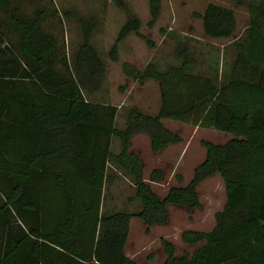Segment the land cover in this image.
<instances>
[{
    "label": "trees",
    "instance_id": "obj_1",
    "mask_svg": "<svg viewBox=\"0 0 264 264\" xmlns=\"http://www.w3.org/2000/svg\"><path fill=\"white\" fill-rule=\"evenodd\" d=\"M238 1L248 6L249 21L236 37L225 79L193 71L186 44L176 47L180 61L163 70L154 61L142 68L123 62L127 77L154 79L161 91L154 114L131 105L123 127L115 124L117 105L85 97L99 89L105 70L91 43L94 22L80 19L82 39L69 74L55 67L53 37L41 27L44 9L32 16L10 13L16 45L6 40L0 22V264H145L124 252L130 218L141 219L148 230L167 222L168 204L199 207L197 185L215 173L226 196L214 226L181 231L183 242L198 244L191 254L176 255L174 244L161 238L160 264H264V0ZM7 2L0 0V11ZM148 10L152 26L161 0H148ZM194 13L208 37L234 33L233 8L209 2ZM139 27L135 16L120 26L108 50L112 60L129 33L143 36ZM162 119L233 135L223 143L202 140L205 156L190 180L160 196L144 179L130 140L144 132L154 152L180 142ZM113 136L120 141L116 153L109 147ZM110 158L130 176L138 210H102L103 188L114 179L105 170ZM148 176L160 181L164 172L154 167Z\"/></svg>",
    "mask_w": 264,
    "mask_h": 264
},
{
    "label": "rangeland",
    "instance_id": "obj_2",
    "mask_svg": "<svg viewBox=\"0 0 264 264\" xmlns=\"http://www.w3.org/2000/svg\"><path fill=\"white\" fill-rule=\"evenodd\" d=\"M213 2L233 8L235 14L234 33L229 37H208L202 27V19L194 12H202L207 3ZM42 8L44 16L41 21L43 30L49 32L54 40V64L64 74L72 71V58L75 49L82 39V26L80 19L94 22L91 31V43L102 58L105 70L101 85L98 90L84 92L85 97L94 101H109L121 105L117 115V125H123L125 119L124 110L131 105H136L145 110H152L160 99L158 82L148 79L145 82L132 80L123 72V62H128L138 68H142L148 61H154L161 70L170 64H176L180 59L176 55V47L186 44L189 47L194 63L193 71L205 74H219L220 79L226 78L230 71L231 63L235 55L236 37L243 34L249 21V10L245 2L238 0H161V10L158 18L152 26H148L150 18L148 0H8L6 7L0 11V22L3 27L4 37L7 41L17 44V33L9 24V15L16 9L25 16H32L34 12ZM135 16L140 21L138 32L129 33L118 44V57L112 60L108 50L113 43L120 26L129 18ZM146 39L152 41L148 43ZM234 40V41H233ZM66 58L67 64H65ZM164 124L180 134L183 141L177 145L185 147L180 153L181 147L170 145L160 153V161L157 163L164 172L160 181H152L149 176L145 180L158 194L172 184H183L176 178L182 167L172 170V164L177 155L182 157V163L186 160L190 169L194 163L192 155L204 152L202 140L224 141L231 134L226 131L205 128L185 123L178 120L164 119ZM225 134V135H224ZM227 134V135H226ZM150 159L148 139L136 137L132 148ZM113 145V150L115 149ZM180 157V158H181ZM171 161V163H170ZM197 160L195 163H197ZM183 171H188L184 165ZM147 171V168H145ZM115 179L106 182L103 188L102 210L105 212L119 209L122 211H134L141 207L139 198H134L135 187L131 185V179L126 172L119 170L111 173ZM192 176L190 169L185 174L188 181ZM199 207L192 211L183 207L170 208V218L167 223L153 224L148 230L141 219L133 217L130 221L129 240L127 252L134 254L137 261L145 262L149 259L158 262L163 258L161 237L167 236L174 243L175 252L181 255L183 252L191 254L194 246L187 245L181 240L180 233L183 229L208 230L214 224V212L221 209L225 200V191L222 179L215 175L208 177L197 186ZM133 198L129 202V198ZM163 254L159 256L158 254ZM155 257V258H153Z\"/></svg>",
    "mask_w": 264,
    "mask_h": 264
},
{
    "label": "crops",
    "instance_id": "obj_3",
    "mask_svg": "<svg viewBox=\"0 0 264 264\" xmlns=\"http://www.w3.org/2000/svg\"><path fill=\"white\" fill-rule=\"evenodd\" d=\"M148 80V79H147ZM147 80H145V81H147ZM145 81H141V82H145ZM158 89H159V91H160V86H159V83H158ZM160 96H161V91H160ZM100 102H106V103H111V102H109V101H100ZM111 104H115V105H117L118 106V108H117V114H116V116H115V124H116V121H117V115H118V112L121 110V105H118V104H116V103H111ZM159 105H160V99H159V102L156 104V106L152 109V110H145L144 108H141L144 112H148V113H151V114H154L156 111H157V109H158V107H159ZM126 111H127V109H125L124 110V112L123 113H125V119H124V121H123V125H122V123H121V125L119 126V125H117L118 127H123V126H125V122H126ZM170 120H172V119H170ZM162 121H163V123H164V119H162ZM211 128V127H210ZM212 129H214V128H212ZM217 130V129H216ZM224 132V131H223ZM225 135V134H224ZM227 135V134H226ZM229 136L227 137V139H229L230 137H232V135L233 134H228ZM145 137L146 139H148V145H149V150H150V154L151 155H149L150 156V159H152V160H146V158L144 157L145 155H143V154H141L140 153V151H141V147L140 146H138V149L137 150H135V149H133L132 148V145H133V143H134V139L136 138V137ZM182 137V136H181ZM226 139V140H227ZM226 140H224V141H212V142H214V143H223V142H225ZM183 141V137H182V140L180 141V142H176V143H172V144H169V145H167L164 149H162L161 151H159V152H154L153 150H152V148H151V145H150V138H149V136L146 134V133H144V132H138V133H135V134H133L132 136H131V140H130V151L133 153V154H135L136 156H138L141 160H142V163H143V167H142V175H143V177H144V179L146 178L145 176H147V175H149V173H150V171H151V169L152 168H154V167H159V166H157L158 164L157 163H159V161H160V153L161 152H163L164 150H166L167 149V147L168 146H170V145H174V146H179V145H177L178 143H181ZM113 145H115V149L113 150L112 148H113ZM203 146V145H202ZM110 150L111 151H113L114 153H116V152H118L119 151V149H120V141H119V139L117 138V137H115V136H113L112 138H111V142H110ZM179 147H181V149H180V153L183 151V154L184 155H186V153H184V148L185 147H183V145L182 146H179ZM183 154H182V157L180 156V155H177V157H176V160L174 161V163H171V161H170V163L172 164V170H175V169H177V168H179V166L180 167H182V170L181 171H176V172H174V173H179V175L180 176H184V178H182V180H184V183L182 184V185H185L188 181L186 180V178H185V174H186V172H188L190 169L192 170V174H193V169H194V167L196 166V164H198L203 158H204V156H205V148H204V152H202V153H195V154H193L192 155V158H193V162L194 163H192V165H191V167H190V169H188L189 168V166H188V163H187V160H186V163L185 164H183L182 163V160H183ZM160 156V157H159ZM181 157V158H180ZM197 160H199L197 163H195ZM184 165H186V167H187V170L188 171H183V169H184ZM145 168H147V171H145ZM160 168V167H159ZM106 171H107V173L108 174H111V173H117V172H119V170H121V171H124V172H126L125 170H123L122 168H120L118 165H116L114 162H113V159L112 158H110V159H108V160H106V169H105ZM126 174H127V172H126ZM113 175V174H112ZM215 175H218L220 178H221V176L218 174V173H215V174H213V175H211V176H208V177H213V176H215ZM192 177V176H191ZM208 177H206V178H204V179H207ZM114 179H115V177H114ZM113 179V180H114ZM203 179V180H204ZM222 179V178H221ZM112 180V181H113ZM202 180V181H203ZM111 181V182H112ZM223 182V181H222ZM133 183H131V185H132ZM172 185H181V184H172ZM199 185V184H198ZM197 185V186H198ZM223 186H224V184H223ZM167 189L168 188H166V189H164L161 193H158L160 196H163V195H165V193H166V191H167ZM224 191H225V188H224ZM225 196H226V193H225ZM134 198H135V192H134ZM134 199L131 197V198H129V202H132ZM225 201V200H224ZM223 204H224V202H223ZM223 204H222V206H223ZM174 206H176V207H183V206H180V205H175V204H168V206H167V210H168V213H169V217H168V220H167V222L169 221V218H170V211H171V209L170 208H173ZM184 208V207H183ZM222 208V207H221ZM120 209V208H119ZM119 209H113V211H116V210H119ZM136 210H138V209H136ZM136 210H134V211H136ZM185 210H187V209H185ZM220 210V209H219ZM189 211V210H188ZM192 211V210H191ZM218 211V210H217ZM108 212H111V210L110 211H108ZM216 212V211H215ZM215 212H214V214H215ZM133 217H131L130 218V220H129V232H130V221H131V219H132ZM143 222V221H142ZM166 222V223H167ZM214 223H215V217H214ZM144 224V223H143ZM164 224V223H163ZM213 226H214V224H213ZM212 226V227H213ZM146 227V226H145ZM149 227H151V226H149ZM189 229H194V228H189ZM211 229V228H210ZM210 229H208V230H210ZM194 230H201V229H194ZM203 230V229H202ZM208 230H203V231H208ZM161 238H165V239H167V240H169L170 242H172L170 239H168L167 238V236H162ZM128 240H129V233H128V237H127V240H126V243H125V246H124V252H125V254L127 255V256H129L130 258H132V259H135V255L134 254H131V253H129V252H127V250H126V246H127V242H128ZM173 243V242H172ZM174 244V243H173ZM187 244V243H186ZM187 245H189V244H187ZM198 244H194V245H191V246H194L193 248H192V251H193V249H195L196 248V246H197ZM191 251V252H192ZM162 252H163V254H158L159 256H161V255H163V258H161L160 259V261H158V262H152V261H150L149 259H147L145 262H142V261H139V262H142V263H145V264H160V263H162L163 261H164V259H165V253H164V250H163V246H162ZM176 255H178L177 253H176ZM153 258H155V257H153ZM136 260V259H135Z\"/></svg>",
    "mask_w": 264,
    "mask_h": 264
}]
</instances>
